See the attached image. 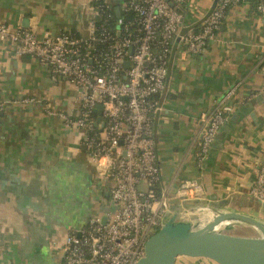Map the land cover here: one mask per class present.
I'll use <instances>...</instances> for the list:
<instances>
[{
  "label": "crops",
  "instance_id": "1",
  "mask_svg": "<svg viewBox=\"0 0 264 264\" xmlns=\"http://www.w3.org/2000/svg\"><path fill=\"white\" fill-rule=\"evenodd\" d=\"M216 2L186 0L183 25L201 24ZM96 19L84 0H0V24L38 38L63 32L87 38ZM263 67L264 15L248 0L228 9L203 53L188 54L175 42L153 118L160 185L171 200L180 185L195 181L205 192L228 195L229 210L264 223V206L248 194L264 161ZM232 88L234 111L202 170L196 161L201 117ZM77 108L73 85L52 80L48 67L18 56L0 36V264H58L53 244L105 211V185L81 147V133L63 119ZM235 230L257 236L246 225Z\"/></svg>",
  "mask_w": 264,
  "mask_h": 264
},
{
  "label": "built area",
  "instance_id": "2",
  "mask_svg": "<svg viewBox=\"0 0 264 264\" xmlns=\"http://www.w3.org/2000/svg\"><path fill=\"white\" fill-rule=\"evenodd\" d=\"M84 1L97 17L89 25L87 38L65 32L38 38L31 31L5 24H0V36L14 44L18 56L48 67L52 80H64L77 90V112L63 119L68 128L81 133V147L108 195L102 214H94L85 226L53 244L58 264H137L146 241L164 223L171 206L204 198L202 186L195 181L180 185L174 193L176 200L160 185L153 140V118L158 110L154 97L165 88L167 61L177 41L188 54L203 53L220 32L228 9L239 0H217L195 27L183 25L186 0H120L118 6L106 0ZM112 10L120 14L114 34L96 26ZM256 10L264 15V1ZM127 12L134 15L128 22L121 18ZM107 41L106 50L96 51L95 45ZM125 62L129 63L126 69ZM234 93L235 88L229 89L201 117L198 167L234 111ZM96 105L102 108L95 126ZM248 194L264 204V161Z\"/></svg>",
  "mask_w": 264,
  "mask_h": 264
},
{
  "label": "water",
  "instance_id": "3",
  "mask_svg": "<svg viewBox=\"0 0 264 264\" xmlns=\"http://www.w3.org/2000/svg\"><path fill=\"white\" fill-rule=\"evenodd\" d=\"M116 15L120 16L117 10ZM128 64L124 63L125 69ZM101 108V105L95 107V126L100 122ZM216 138L201 164L202 170L211 158ZM229 201L228 195L218 197L215 193L204 191L202 200L183 201L171 206L169 216L146 241L144 256L137 264H176L181 259L207 260L213 264H264V223L229 210ZM101 222L105 223V217ZM239 225L251 227L257 236L233 234Z\"/></svg>",
  "mask_w": 264,
  "mask_h": 264
},
{
  "label": "trees",
  "instance_id": "4",
  "mask_svg": "<svg viewBox=\"0 0 264 264\" xmlns=\"http://www.w3.org/2000/svg\"><path fill=\"white\" fill-rule=\"evenodd\" d=\"M107 2L109 3H113L115 6H118L120 4V0H106ZM240 1H246V0H239ZM248 1H251L252 2V5L254 8H257L256 6L260 3V0H248ZM121 18L128 22V21H131L133 18H134V15L133 13L131 12H127V13H122L121 14ZM115 21H116V15H115V12L112 10L111 12H109L107 14V19L105 22L102 23V21L100 23H97L96 26H103L104 28H106L107 32L111 33V34H114V31L115 29H117L118 27L115 25ZM71 34V33H70ZM97 34L99 35L100 34V30L97 32ZM75 35L76 37H79L78 35L76 34H73ZM100 37V36H98ZM109 41L105 42V43H101V44H98V45H95L96 46V51H102V50H106V48L108 47L109 45ZM94 51H92L93 53ZM157 97V96H156ZM156 97H154V99H156Z\"/></svg>",
  "mask_w": 264,
  "mask_h": 264
},
{
  "label": "rangeland",
  "instance_id": "5",
  "mask_svg": "<svg viewBox=\"0 0 264 264\" xmlns=\"http://www.w3.org/2000/svg\"><path fill=\"white\" fill-rule=\"evenodd\" d=\"M238 231V230H237ZM233 232H236V230H234Z\"/></svg>",
  "mask_w": 264,
  "mask_h": 264
}]
</instances>
